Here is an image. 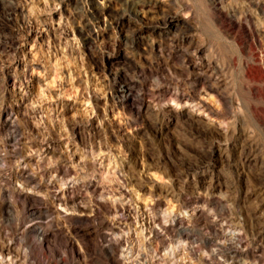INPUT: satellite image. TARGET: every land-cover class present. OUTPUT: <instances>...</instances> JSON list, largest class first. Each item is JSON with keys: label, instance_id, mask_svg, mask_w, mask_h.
I'll list each match as a JSON object with an SVG mask.
<instances>
[{"label": "rangeland", "instance_id": "1", "mask_svg": "<svg viewBox=\"0 0 264 264\" xmlns=\"http://www.w3.org/2000/svg\"><path fill=\"white\" fill-rule=\"evenodd\" d=\"M151 1L95 0L113 12L107 24L121 15L124 26H102L101 41H86V31L98 30L90 0H0V111L18 116L16 129L0 133L8 159L0 170L14 168L19 156H41V182L65 166L75 183L71 194L81 196L66 215L41 216L56 231L32 249L37 236L25 227L41 217L1 187L0 264H111L101 251L109 235L122 238L123 264H165L163 254L185 235L170 222L172 208L181 214L194 202L205 204L208 220L220 227L190 219L186 233L196 239L197 255L181 252L178 264H264V0ZM141 5L145 17L138 18ZM166 18L190 26L170 27ZM195 44L216 67L223 101L216 106L231 122L222 138L182 105L169 106L170 94L182 100L200 86ZM124 84L128 98L118 92ZM218 144L227 149L221 160L211 153ZM90 182L106 199L90 191ZM53 185L44 190L49 205L56 201L48 193L63 187ZM155 222L165 241L150 235ZM232 231L246 253L217 244ZM202 252L212 254L210 262Z\"/></svg>", "mask_w": 264, "mask_h": 264}, {"label": "bare ground", "instance_id": "2", "mask_svg": "<svg viewBox=\"0 0 264 264\" xmlns=\"http://www.w3.org/2000/svg\"><path fill=\"white\" fill-rule=\"evenodd\" d=\"M160 1H162V0H160ZM150 2H152V1L150 0ZM158 2H159V0H153V3L154 4H156ZM89 6H90V10L92 11L91 13L95 15V17H94V23H95V27L98 30H95L94 32H91V30H94V29H90L89 31H86V32H88L87 34L84 32L87 35L86 41H90V40H94V41L95 40H97V41L100 40L101 41V39L103 37V32L100 29H103V28H101L102 26H104V28L107 27V26H109V25L110 26L111 25H114V27H118V28L124 26V18H123V16H121V15L116 16L115 13H114V15L116 17H113L112 19H110L111 20L110 24L109 23L107 24L108 20H105V18L112 17L113 12L110 9L105 8L104 6H98L96 4L95 0H90ZM151 7H150V9H151ZM14 10H16V9H14ZM145 12L146 11H144L143 6L141 5V8H139L138 11H135L134 14L138 18L139 17L142 18L144 16ZM219 14L221 15V12ZM222 18H223V16H222ZM240 18L237 19V22H238V20ZM220 19H221V17H220ZM166 20L168 21V24H169L170 27H174L177 24H180V25L185 26V27H189L190 26L188 24V22L186 23L185 21H182L180 23V21H175L176 19L174 20V19H171V18H166ZM238 23L240 24V21ZM241 24H243V23H241ZM174 29H176V28H174ZM184 30H186V29H184ZM234 33H236V32L234 31ZM256 35H258V32H257ZM191 37H193V36H191ZM255 37H257V36H255ZM198 40H199V38H198ZM195 45H197V44H195ZM199 46L197 45L196 47H194L195 49L193 50V52L192 51L191 52H192V55H193L192 56L193 59H195V61L194 60H192V61H194V64H193L194 66L193 67L195 69V72L197 71V77H198V79H196V80H198L200 82L199 83L200 86L197 88L196 94L189 95L188 97H182V100H180V97H179V100L176 99V98H173V94H170L169 95V99H168L169 102H170L169 106L170 107H175L177 104L178 105H182L183 107L186 108L187 113L189 114V116L195 119V122H197L198 124H200L205 130L210 131L212 133H216V135H219L222 138L225 135H227L228 131H230L228 126L231 124V122H229L226 118H222L221 117V114L219 113L220 111L218 110L219 107L217 108V106H216L217 104H220V103L223 102L218 97V93H217L218 92V86L220 85V81L216 77H214L215 76V72H216L215 71L216 67L212 66V63L210 62V60L207 59L208 58L207 54H206L207 58H206V56H203L205 53L204 54L202 53L203 51H202V49ZM186 48H187V46H186ZM187 52H188V50H187ZM179 53H180V51H179ZM190 63H191V61H190ZM19 64H20L19 59H16L15 60L16 67H18ZM24 72H25L24 73L25 77H27V73H26L27 71H26V69H24ZM205 74L206 75L208 74V75L205 76ZM203 75L205 76V78L208 79L207 80L208 82H206L202 78ZM172 90H173V88H172ZM118 92L120 93V96L121 97L128 98L130 96V88H129V85L128 84L122 85L121 88L118 90ZM175 95H177V94H175ZM23 97H24V95H23ZM146 105L148 106V104H146ZM16 114H17V112L14 111L11 108L0 111V133L3 130H9V129H12L13 130V129H16V122H17V117H18ZM18 146H19V144L14 141L11 144V150H14L15 151V149H18ZM6 147H9L8 144H7ZM42 148H43V150L45 149V151L48 152L49 154H51L53 152V151H51L49 149V146L46 145V144L43 145ZM1 149H2V146H1ZM4 149H6V148H4ZM226 150H227L226 148L224 149V148H222L218 144L217 146L214 145L212 147L211 153L213 155L216 153L217 158L221 160L223 156L224 157H227L226 154H225L226 156L223 154ZM39 151H40V149H39ZM245 152H246V150H245ZM39 158L40 159L33 161L31 159L25 160L23 156H19L18 159L15 161L16 162V166L14 168L0 170V172H1L0 173V188L2 187L3 190H5L8 193H10L13 198L22 199L24 201V203L27 204V207H26L27 209L26 210L29 211L30 215H36L37 214L40 217L43 216V215H50L51 216V214H53L54 211L57 212V213H59V214L66 215V212L68 210L70 211L72 209L71 206L74 203H77L76 200L78 198H81V196H77L78 197L77 198L75 195H72L71 194L72 193V188H73V186H74L75 183H73V180L69 179L70 170L67 167H65V166L59 167L57 170H55V171L58 172L57 178L56 179H53V180H50V182H47L48 184H44V183L41 182V179L42 178L39 179V175H41V176L44 175L43 172L41 173L39 171L40 164L43 161V159H42L43 157L39 156ZM0 161H1V163L3 162L2 163L3 164V167L6 168V164L8 163V159L6 158V155L5 154H1V152H0ZM57 181L60 182L63 185V187H61L59 189L51 190L48 193V194H51V198L53 199V201H56L55 203L51 204L52 205L51 206V205H49V203L47 201V198H46L47 195L44 193V190L46 189V191H47L50 187H53L54 186L53 183H55ZM90 184H91V182H90ZM89 187L92 188V190L90 189V191L99 192V197L101 199H106L105 198L106 196H105L104 191L100 189V187L98 186V184L93 183ZM206 203L208 204L209 202H206ZM187 206H189L188 209L185 208L186 210H183V212H181V214L174 213L173 208H172V211H171L172 213L171 214H173V215L171 217V221L170 222H172L173 224H178L181 227V230L184 232L185 235L178 241V243H177L176 246L170 245L169 246V250H167L163 254V256L169 258V262H166L165 261L164 262L165 264H178L179 263L178 262V259H179L178 258V255L181 252L184 253V251H187V250H189L192 255H197L195 249H193L191 247V245L194 244L193 243V240L195 241L196 239L195 238L190 239L188 233H186V231H188L191 228V227L188 226V223L190 222V219H192V218L202 219L204 221H207V223H209L210 226H216V225H218V221H217L216 218H214V219L211 218V219H213L212 221H211V219H210V221L208 220V216L206 214V205L205 204H201V203L194 202L193 204L187 205ZM62 217H64V216H62ZM32 218L26 224L25 230L26 231L33 232L37 236L36 243L35 242L34 243H30L31 244V248L33 249L35 247V244H39V246L43 245V242L49 236L51 237V235H53L56 230H54V228H53L54 226L52 225L53 222L50 221L51 219L48 221L47 220V217H45V218H42L41 217L42 220L40 219L39 221H37L34 218L32 219ZM159 219H161V218H159ZM168 220H170V219H168ZM157 222H155L154 225H150L149 227H147V229L149 228L150 235L152 237H154L156 239H159L162 242V240L165 241V236H164V233L162 232L163 230H161V228H160L161 226L158 227L160 224H157L158 226H156V223ZM219 224H221V223H219ZM180 227H179V229H180ZM224 230H226V229H224ZM23 231H24V229H23ZM218 231H219V229H218ZM233 231L232 232H229V233H227V232L226 233L225 232L224 233H221L220 234V237H219L220 240L219 241L217 240L216 242H217V244H226L227 242H229L230 243V246H232L231 247L232 249H231L230 252L239 253V254L240 253H243L246 250V249H244V251H243V249H242V248H244L243 247V241L244 240H242L240 238V235L238 233H235ZM221 232H223V231H221ZM87 233H88V231H87ZM105 236H102V237L105 238ZM110 237L111 236L109 235V239H107L106 242H105V245L101 247V251L103 250V251H105L107 253L111 264H121L123 262V256H124V252H121L120 253V250H119V246L121 245V239L122 238L119 239V238H115V237H111V238ZM259 245L255 246L257 250H259V248L261 247V246L259 247ZM218 247H220V246H218ZM217 251H219V250H217ZM214 252H215V250H214ZM206 253H203L202 254V258H203V260H206V261L208 260L209 261V259L211 258V255L212 254H206ZM244 253H246V251ZM187 254H189V252ZM158 259H160V260L164 259V257H162V254H161V256L158 257ZM179 261H181V260H179ZM215 264H223V262L218 261ZM224 264H232V263H227V261H226V263H224Z\"/></svg>", "mask_w": 264, "mask_h": 264}]
</instances>
